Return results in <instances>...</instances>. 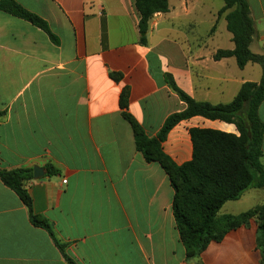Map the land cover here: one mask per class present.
<instances>
[{
	"label": "crops",
	"instance_id": "1",
	"mask_svg": "<svg viewBox=\"0 0 264 264\" xmlns=\"http://www.w3.org/2000/svg\"><path fill=\"white\" fill-rule=\"evenodd\" d=\"M15 1L44 19L56 41L0 10V169H44L26 184L34 214L48 221L76 264H262L256 219L187 257L170 178L138 151L121 107L128 89V113L153 138L187 108L165 73L188 96L213 105L261 80L258 64L240 69L235 58H214L235 47L232 34L225 49L218 37L223 21L227 28L228 12L218 17L224 2L212 8L210 0H170L169 12L151 19L145 45L134 0ZM248 3L257 31L251 50L263 54L264 0ZM259 115L264 121V103ZM193 128L238 135L219 120L180 122L162 144L177 166L193 159ZM48 167L58 174L49 176ZM0 264H70L1 179Z\"/></svg>",
	"mask_w": 264,
	"mask_h": 264
},
{
	"label": "trees",
	"instance_id": "2",
	"mask_svg": "<svg viewBox=\"0 0 264 264\" xmlns=\"http://www.w3.org/2000/svg\"><path fill=\"white\" fill-rule=\"evenodd\" d=\"M223 2L224 7L218 17L228 12L225 20L235 47L233 50H219L214 58H235L240 69L248 64H258L263 70L261 80L243 84L230 103L213 105L194 100L177 86L172 75L165 73L166 83L186 103L187 108L168 117L157 137L153 138L148 137L128 113V89L123 90L121 107L124 109V118L133 127L138 151L148 163H160L170 178L175 191L174 215L187 257H199L210 243L222 241L229 231L248 226L251 219H256L259 223L258 247L264 264V205L238 216H219L228 202L240 200L252 188H264V121L259 115L264 103V53L256 54L251 50L257 31L248 0ZM134 4L140 16L139 29L143 35L141 42L146 45L151 19L157 13L169 12L170 0H134ZM0 10L29 21L56 41L49 24L17 1L1 0ZM112 77L118 81L120 75L112 74ZM194 117L234 124L238 135L213 129H191L193 159L177 166L163 152L162 144L174 127ZM47 172L49 176L58 174L51 167H48ZM0 179L20 197L28 209L32 224L45 229L64 258L70 264H76L67 254V246L57 239L48 221L34 214L26 188V184L34 179L33 169H0Z\"/></svg>",
	"mask_w": 264,
	"mask_h": 264
},
{
	"label": "rangeland",
	"instance_id": "3",
	"mask_svg": "<svg viewBox=\"0 0 264 264\" xmlns=\"http://www.w3.org/2000/svg\"><path fill=\"white\" fill-rule=\"evenodd\" d=\"M212 8H219L223 5L222 0H210ZM201 31H203V27H201ZM220 44L223 45L224 49L230 46V38L231 33L227 30L226 24L223 21L222 25L219 28L218 34ZM215 42H212L211 45H214ZM259 66V65H256ZM262 68V67H261ZM264 202V188L258 189L254 188L249 193L245 194V196L240 201H233L226 205L225 209H223L219 216H225L227 214H236L248 211L249 209L255 207Z\"/></svg>",
	"mask_w": 264,
	"mask_h": 264
},
{
	"label": "water",
	"instance_id": "4",
	"mask_svg": "<svg viewBox=\"0 0 264 264\" xmlns=\"http://www.w3.org/2000/svg\"><path fill=\"white\" fill-rule=\"evenodd\" d=\"M44 175H45V171L43 168L39 166L34 167V179H40L44 177Z\"/></svg>",
	"mask_w": 264,
	"mask_h": 264
}]
</instances>
